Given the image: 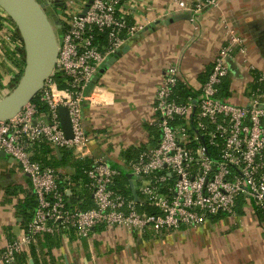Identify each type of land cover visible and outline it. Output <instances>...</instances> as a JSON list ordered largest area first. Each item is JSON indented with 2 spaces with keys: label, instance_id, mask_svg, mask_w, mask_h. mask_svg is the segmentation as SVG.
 Returning a JSON list of instances; mask_svg holds the SVG:
<instances>
[{
  "label": "built area",
  "instance_id": "obj_1",
  "mask_svg": "<svg viewBox=\"0 0 264 264\" xmlns=\"http://www.w3.org/2000/svg\"><path fill=\"white\" fill-rule=\"evenodd\" d=\"M39 1L59 23L54 71L35 101L0 122V151L28 176L36 206L21 236L0 252V264H18L17 255L44 235L74 231L78 238H88L98 228H118L159 238L215 226L224 217L240 218L239 209L264 213V71L251 63L242 37L226 20V42L212 58L205 80L190 88L178 67L169 65L151 102L148 139L133 158L116 162L106 150L107 142L100 141L101 137L111 141L110 133H97L86 111L108 101L97 83L100 70L137 37L146 20L134 14L130 0H91L86 11L89 0ZM171 1L193 22L220 2ZM0 15L3 38L12 49L22 50L14 22L1 8ZM100 34L105 35L103 45ZM236 57L249 82L258 72L257 82L263 86L252 89L245 84L242 105L221 96L229 62L235 63ZM55 75L63 78V87ZM180 82L191 90L183 99L175 91ZM40 104L46 105L44 111ZM60 106L68 111L71 138L62 130ZM43 142L51 147L50 155L69 150L75 159H89L87 183H75L69 167L54 168L35 160V144ZM116 164L131 175L138 201L115 187L120 174ZM84 191L90 196L87 208L79 206L85 204ZM71 197L78 199V206L70 203Z\"/></svg>",
  "mask_w": 264,
  "mask_h": 264
},
{
  "label": "crops",
  "instance_id": "obj_2",
  "mask_svg": "<svg viewBox=\"0 0 264 264\" xmlns=\"http://www.w3.org/2000/svg\"><path fill=\"white\" fill-rule=\"evenodd\" d=\"M130 1L134 14L147 25L101 68L97 83L108 101L86 111L97 133H110L111 141H100L107 142L106 150L116 162L133 158L148 139L151 102L169 65L178 67L190 88L206 78L212 58L227 39L223 20L242 37L251 63L264 71V0H220L195 22L189 16L176 18L187 12L171 0ZM3 37L0 26V98L10 92L24 66L21 49H12ZM249 80L236 57L225 78L231 84L230 102L244 104L240 93ZM32 194L28 176L10 156H0V252L21 236L20 204ZM240 211V218L224 217L215 226L181 232L186 243L176 244L172 234L139 237L118 228H98L88 238H78L74 231L44 235L19 255L22 264H264V218Z\"/></svg>",
  "mask_w": 264,
  "mask_h": 264
},
{
  "label": "water",
  "instance_id": "obj_3",
  "mask_svg": "<svg viewBox=\"0 0 264 264\" xmlns=\"http://www.w3.org/2000/svg\"><path fill=\"white\" fill-rule=\"evenodd\" d=\"M88 1L84 11L87 10ZM0 8L14 22L23 45L24 66L22 72L5 96L0 98V122L15 117L44 86V82L54 71L58 56V21L53 22L47 15L45 4L39 0H0ZM191 18L189 13L176 18ZM230 69L235 63L230 61ZM61 127L67 138L72 137L68 111L58 108ZM0 156H6L0 151ZM133 198L138 201L131 175H127Z\"/></svg>",
  "mask_w": 264,
  "mask_h": 264
},
{
  "label": "trees",
  "instance_id": "obj_4",
  "mask_svg": "<svg viewBox=\"0 0 264 264\" xmlns=\"http://www.w3.org/2000/svg\"><path fill=\"white\" fill-rule=\"evenodd\" d=\"M99 40H100V45L105 44V35L104 34H100L99 35ZM21 54L23 56V51L21 50ZM252 80L249 82V86L252 89H256L257 87H262V85H259V83L257 82L258 79V72H254L252 75ZM19 75L14 79L13 82V86L16 83V81L18 80ZM55 78L57 79L58 85L60 87L64 86L63 83V78H61V76L59 75H55ZM205 79H202L201 82H203ZM230 83L226 82L225 80L223 81L222 84V88H221V96L223 98L229 99L230 97V92H229V87H230ZM176 93L177 95L183 99L185 96H187L188 94L191 93L190 88H188L186 85H183V83H178L177 87H176ZM37 99V96H35L32 100L35 101ZM40 111H44L46 109V105L45 104H40ZM36 146V151L38 150V153L35 152L34 154V159L35 160H39L40 162H42L45 165H50L54 168H61V167H69L73 170V174L71 175L72 180L77 183L79 181H81L82 183H87V177L84 173V171L89 167L91 161L89 159H85V160H78L75 159L71 153V151L69 150H63L61 151V157H59L58 155H50L52 150L51 147L47 144V143H39V144H35ZM130 152V151H127ZM125 152V155L126 153ZM127 157V156H126ZM123 158V157H122ZM127 159V158H126ZM116 167H118V170L120 171V174L116 176L115 178V187L119 188L120 191L122 193H124V195H130L131 190L129 187V183H128V178L127 175H125V171L123 168L119 167L117 164L114 165ZM85 193V197H86V201L85 204H81L79 206H81L82 208H87L90 205V196L87 193V191H84ZM78 199L71 197L70 198V203L73 205H77ZM21 208L23 209L21 212V216H22V227L25 228L26 225L29 223V221L32 218V213L33 210L36 206V201L34 198V195H27V197L25 198L24 201H22V203L20 204ZM29 210V211H28ZM239 214H242V211H240V209L238 210ZM257 214L260 217L264 218V213L263 212H257ZM221 217H216L215 220L219 219ZM24 262V259L21 255H17V263L18 264H22Z\"/></svg>",
  "mask_w": 264,
  "mask_h": 264
},
{
  "label": "rangeland",
  "instance_id": "obj_5",
  "mask_svg": "<svg viewBox=\"0 0 264 264\" xmlns=\"http://www.w3.org/2000/svg\"><path fill=\"white\" fill-rule=\"evenodd\" d=\"M174 237H175L174 240H175L176 244L179 243V240H181V242H183V243H186V242H184V241H186V238L180 236V234H179V236H174Z\"/></svg>",
  "mask_w": 264,
  "mask_h": 264
},
{
  "label": "flooded vegetation",
  "instance_id": "obj_6",
  "mask_svg": "<svg viewBox=\"0 0 264 264\" xmlns=\"http://www.w3.org/2000/svg\"><path fill=\"white\" fill-rule=\"evenodd\" d=\"M48 16L53 21V16H52V14L50 12H48Z\"/></svg>",
  "mask_w": 264,
  "mask_h": 264
}]
</instances>
